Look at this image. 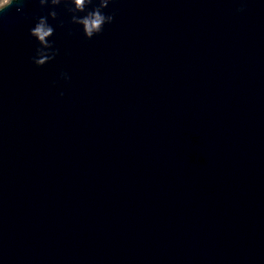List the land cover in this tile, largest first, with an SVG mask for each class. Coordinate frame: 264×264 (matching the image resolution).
I'll use <instances>...</instances> for the list:
<instances>
[{
	"label": "water",
	"instance_id": "1",
	"mask_svg": "<svg viewBox=\"0 0 264 264\" xmlns=\"http://www.w3.org/2000/svg\"><path fill=\"white\" fill-rule=\"evenodd\" d=\"M16 9L0 264H264V0H112L92 39L60 5L41 67L29 30L49 9Z\"/></svg>",
	"mask_w": 264,
	"mask_h": 264
},
{
	"label": "clouds",
	"instance_id": "2",
	"mask_svg": "<svg viewBox=\"0 0 264 264\" xmlns=\"http://www.w3.org/2000/svg\"><path fill=\"white\" fill-rule=\"evenodd\" d=\"M40 8H48L47 15L37 18L35 25L29 30V34L37 42L39 47L36 49L32 62L41 67L55 59L58 55V49L50 41L54 35L55 29L48 23L49 18L56 20L58 12L56 8L64 5L68 13L71 14V23L82 27L84 36L92 39L104 30L106 24H111L114 20V14H105L106 9L112 0H38ZM17 4V12L22 11L23 0H0V13L6 12L13 4ZM90 5H93L89 8ZM243 11V8L239 9ZM83 13V15H80ZM63 26V21H60ZM64 80L70 79L67 73H61ZM61 95H63L61 93Z\"/></svg>",
	"mask_w": 264,
	"mask_h": 264
}]
</instances>
